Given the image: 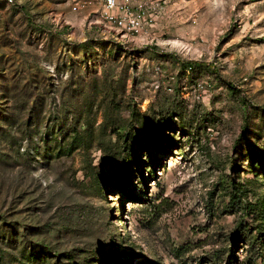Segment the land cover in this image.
Here are the masks:
<instances>
[{
  "label": "rangeland",
  "instance_id": "374dc122",
  "mask_svg": "<svg viewBox=\"0 0 264 264\" xmlns=\"http://www.w3.org/2000/svg\"><path fill=\"white\" fill-rule=\"evenodd\" d=\"M74 1L0 0V264H264V0Z\"/></svg>",
  "mask_w": 264,
  "mask_h": 264
},
{
  "label": "built area",
  "instance_id": "2783aa9c",
  "mask_svg": "<svg viewBox=\"0 0 264 264\" xmlns=\"http://www.w3.org/2000/svg\"><path fill=\"white\" fill-rule=\"evenodd\" d=\"M94 7L118 42L141 45L152 39L163 9L160 1L155 0H75L72 4L75 12ZM197 86L202 88L201 83Z\"/></svg>",
  "mask_w": 264,
  "mask_h": 264
},
{
  "label": "trees",
  "instance_id": "16d2710c",
  "mask_svg": "<svg viewBox=\"0 0 264 264\" xmlns=\"http://www.w3.org/2000/svg\"><path fill=\"white\" fill-rule=\"evenodd\" d=\"M191 64H193V63L189 62L187 66H188V67L190 66L189 68H191V67H192ZM233 264H234V263H233Z\"/></svg>",
  "mask_w": 264,
  "mask_h": 264
}]
</instances>
